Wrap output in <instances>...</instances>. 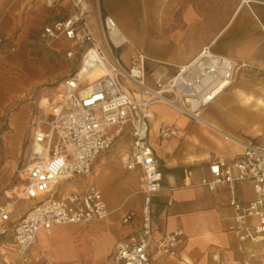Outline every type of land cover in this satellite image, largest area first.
<instances>
[{
	"label": "built area",
	"instance_id": "2783aa9c",
	"mask_svg": "<svg viewBox=\"0 0 264 264\" xmlns=\"http://www.w3.org/2000/svg\"><path fill=\"white\" fill-rule=\"evenodd\" d=\"M63 1L69 4L71 13L43 25L39 36L45 41H69L78 48L79 65L35 109L29 154L22 167L24 183L9 193L8 197L14 199L12 207H0V225L12 223L9 231L0 230V264H33L29 251L36 245L40 231L49 235L53 226L92 224L109 217L110 211L96 186L89 185L83 191L55 188L74 177L88 175L95 158L125 134L130 137V145L119 161L126 171L140 169V228L137 234L115 242L111 264H152L147 252L154 235L151 205L153 195L161 189L162 175L148 142L149 123L154 116L150 107L163 104L201 124L204 110L228 89L243 66L205 47L175 73L153 76V84L148 85L146 56L133 49L123 35L122 42L114 43L111 32L118 30L117 25L112 17L100 13L97 2L93 6L92 0L44 3L56 7ZM92 17L98 38L89 25ZM124 46L132 48L127 65L117 53ZM65 55L72 58L74 52L69 50ZM95 70L101 73L90 79ZM226 82L228 87L222 89ZM209 129L221 135L216 127ZM158 135L168 139L176 136V130L160 127ZM236 141L241 153L230 163L218 159L210 164L209 177H202L199 184L210 191L226 185L232 212L228 230L240 241L259 243L264 241V141ZM245 180L252 185L251 201H242L235 193L236 183ZM18 201L33 203L12 221ZM131 217L125 215L122 222L128 223ZM7 235L10 240L3 239ZM184 240L183 231L174 230L161 236L158 247L175 257ZM42 264L56 263L44 258Z\"/></svg>",
	"mask_w": 264,
	"mask_h": 264
},
{
	"label": "crops",
	"instance_id": "0c3cea01",
	"mask_svg": "<svg viewBox=\"0 0 264 264\" xmlns=\"http://www.w3.org/2000/svg\"><path fill=\"white\" fill-rule=\"evenodd\" d=\"M95 2L102 15L112 17L132 48L141 51L152 64L150 74L146 76L144 71L148 85L153 84V76L175 73L205 47L240 64L264 63V0H248L244 5L242 0H92L91 5ZM71 11L66 1L48 7L44 0H0V38L32 50L40 61L50 65L45 80L66 78L77 69L79 60L67 65L66 61L73 58L65 54L69 50L77 54L78 48L64 38L45 42L39 32L43 25L65 17ZM89 25L98 38L94 17L89 19ZM133 38L152 40L148 46L153 50L152 55L143 48L137 49ZM158 41H162V45ZM117 53L120 56V50ZM209 106L202 117L221 129V135L169 106L154 104L150 107L154 116L149 123L148 142L162 175L161 189L153 195L151 205L154 235L147 252L152 264H264V241H240L228 230L232 212L228 206L227 186L210 191L199 184L202 177H209L210 164L218 159L230 163L242 151L239 145L224 136L227 133L215 112L213 115L207 113ZM164 126L173 127L176 136L161 139L158 131ZM123 136L127 146L116 145L113 151L101 152L93 161L84 186L69 188L83 191L89 185L96 186L110 211L109 217L101 223L73 225L85 234L86 259L100 264H111L115 242L137 234L140 228V213L137 215L135 208L126 205L128 198L138 196L141 210V173L138 168L126 171L120 164V156L130 145L129 135ZM102 183L120 192L117 200L111 202L103 195ZM235 193L242 201L254 198L248 180L236 183ZM127 214L132 217L124 224L122 219ZM61 228L53 226L49 235L43 231L38 233L36 245L29 251L33 264H42L44 258L56 264L62 262L57 254L60 244L55 240V234ZM174 230H182L185 238L175 257L158 247L161 236ZM9 255L13 256L11 252Z\"/></svg>",
	"mask_w": 264,
	"mask_h": 264
},
{
	"label": "rangeland",
	"instance_id": "374dc122",
	"mask_svg": "<svg viewBox=\"0 0 264 264\" xmlns=\"http://www.w3.org/2000/svg\"><path fill=\"white\" fill-rule=\"evenodd\" d=\"M131 40L137 49L143 48L144 51L152 55L153 50L148 48L150 43L153 42L152 40L145 41L135 38ZM158 42L162 45V41ZM64 52L63 49V54ZM130 55L131 48L129 46H124L120 50L123 62L128 63ZM72 58V60L66 61L67 65L71 66L77 60H80V54H74ZM40 60L39 56L35 55L32 50L17 47L14 41L1 39L0 207L12 203L14 199L8 197L9 193L11 190H17L24 183L22 167L29 154L32 135L31 123L35 109L39 101L54 91L64 79L45 80V75L50 73L51 68L50 65ZM144 71L146 76L152 71V64L147 60L144 62ZM247 97H250L252 102L249 106L245 103ZM257 102H261L260 105H257ZM214 112L221 127L227 133V135H224L226 138L234 141H245L247 139L264 141V63L241 67L228 89L216 99L213 106H209L207 113L213 115ZM116 145L118 147L127 146L126 137L118 138L108 150L113 151ZM85 181L86 175L77 176L72 180L59 183L55 189L57 191L69 190L72 186H84ZM100 188L103 195L111 202L118 199L120 192L112 188L111 185L102 183ZM30 203L31 201H18L15 203L11 215L12 220L19 217L25 207L30 206ZM126 206L135 208L138 215L140 213L139 197L131 196L128 198ZM98 223L101 222L96 224ZM11 226L12 223L0 225V230L8 229L9 231ZM61 227L63 228L55 234L56 243L60 244L57 247L59 249L57 254L62 261L58 264H100L86 259V237H84L83 231L78 230L73 225ZM3 239L10 240L8 235ZM56 246L58 245L56 244Z\"/></svg>",
	"mask_w": 264,
	"mask_h": 264
},
{
	"label": "bare ground",
	"instance_id": "6f19581e",
	"mask_svg": "<svg viewBox=\"0 0 264 264\" xmlns=\"http://www.w3.org/2000/svg\"><path fill=\"white\" fill-rule=\"evenodd\" d=\"M248 2V0H242V4L243 3H247ZM244 5V4H243ZM241 6V5H240ZM121 35H122V33L119 31V29L118 30H113L112 32H111V38L113 39V41H114V43H116V44H118V43H120V42H122V38H123V36L121 37ZM242 66H245V64H242ZM101 72L99 71V70H95V71H93L90 75H89V78L90 79H93L94 77H96V76H98L99 74H100ZM228 84H229V82H226L224 85H222V89L225 87H228ZM232 84V82L230 83V85ZM229 85V86H230ZM221 89V90H222ZM245 103L249 106V105H251L252 104V102H251V99L250 98H248V99H246L245 100ZM201 125L203 126V127H206V128H210V126H212V127H216L217 129H218V131L219 132H222L221 131V129H219L216 125H214V124H212V123H207L205 120L204 121H202V123H201ZM208 128V129H209ZM234 143H236V145H239L238 144V142L237 141H234V140H232ZM9 206H7V208H9V207H12L11 206V203L10 204H8ZM43 238V237H42Z\"/></svg>",
	"mask_w": 264,
	"mask_h": 264
}]
</instances>
